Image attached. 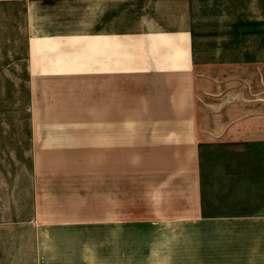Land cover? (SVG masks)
I'll use <instances>...</instances> for the list:
<instances>
[{
  "label": "crops",
  "instance_id": "0c3cea01",
  "mask_svg": "<svg viewBox=\"0 0 264 264\" xmlns=\"http://www.w3.org/2000/svg\"><path fill=\"white\" fill-rule=\"evenodd\" d=\"M93 25L89 40L68 39L76 50L47 40L37 65L60 74L59 53L91 49L89 64L66 74L93 76L82 80L99 124L83 134L93 135L88 165L102 190L92 219L37 227L36 264H264V48L255 58L195 57L190 0H93ZM116 74L139 78L144 106L130 113L148 112V123L120 127ZM64 160L55 163L70 166L63 176L85 173L76 155ZM54 162L36 160L37 176ZM125 167L137 217L125 215Z\"/></svg>",
  "mask_w": 264,
  "mask_h": 264
},
{
  "label": "rangeland",
  "instance_id": "374dc122",
  "mask_svg": "<svg viewBox=\"0 0 264 264\" xmlns=\"http://www.w3.org/2000/svg\"><path fill=\"white\" fill-rule=\"evenodd\" d=\"M190 12L195 57L245 59L263 52L257 39L264 38V0H190ZM93 31V0H0V264H36V238L41 237L37 227L76 214L86 220L93 217L96 193L102 189L88 165L93 135L83 131L99 119L92 116V85L82 80L93 76L66 74L89 64L91 49L59 53L56 62L63 74L37 65L38 58L48 57L40 52L47 40L56 36L63 41L61 51L76 50L68 39L81 36L79 40L87 41L91 36L85 35ZM138 82L117 75L121 128L133 121L148 123V112L130 113L144 106L137 101ZM132 90H138L133 100ZM63 126L78 130L58 132ZM75 155L84 161L85 173L63 176L70 166H58L56 159ZM38 159L41 169L55 160L47 176H37ZM122 169L125 215L137 217L135 176L128 172L130 167Z\"/></svg>",
  "mask_w": 264,
  "mask_h": 264
}]
</instances>
